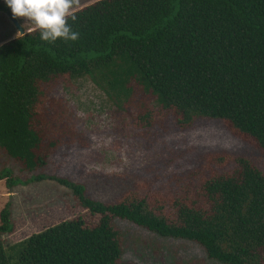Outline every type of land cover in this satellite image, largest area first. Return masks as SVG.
Returning a JSON list of instances; mask_svg holds the SVG:
<instances>
[{
  "label": "trees",
  "instance_id": "obj_1",
  "mask_svg": "<svg viewBox=\"0 0 264 264\" xmlns=\"http://www.w3.org/2000/svg\"><path fill=\"white\" fill-rule=\"evenodd\" d=\"M75 15L68 23L76 41L49 43L22 29L0 43V152L30 174L20 180L0 167L6 187L44 178L35 172L71 129L51 92L81 77L116 113L130 111L135 89L149 96L151 104L134 111L139 127L166 115L178 129L218 120L264 156V0H95ZM72 137L61 139L65 149L80 142L78 132ZM187 177H169L168 203L154 207L133 192L102 202L83 184L60 180L95 221L77 215L12 244L4 240L13 230L5 203L0 264H128L113 218L192 241L215 264H264V174L242 156L219 153L208 157L202 178Z\"/></svg>",
  "mask_w": 264,
  "mask_h": 264
},
{
  "label": "rangeland",
  "instance_id": "obj_2",
  "mask_svg": "<svg viewBox=\"0 0 264 264\" xmlns=\"http://www.w3.org/2000/svg\"><path fill=\"white\" fill-rule=\"evenodd\" d=\"M84 5L86 1L80 2L78 9ZM10 14L0 13V28L4 24L9 28L8 32L0 29V43L19 31ZM14 19L23 30L34 28L23 19ZM51 97L66 111L63 121L68 129L71 127L70 136L78 132L82 138L79 144L72 137L77 141L65 149L61 139L69 140L70 136L67 133L60 137L59 150L50 154L45 166L35 172L44 175L42 180L8 188L0 179V209L8 203L13 222L12 232L4 236L6 244L77 215L85 221H95L60 180L83 184L85 195L102 202H113L133 192L145 195L154 207V200L168 203L169 177L188 175V181L202 178L210 155L223 153L229 159L242 156L264 174V156L253 143L237 139L218 120L201 117L189 127L178 129L166 115L150 128L139 127L133 119L136 106L151 103L149 96L136 89L128 112L113 111L86 77L56 84ZM2 166L9 167L20 180L30 175L19 171L0 152ZM167 212L170 209L164 214ZM112 225L119 232L121 257L128 264H215L192 241L163 238L125 219L113 218Z\"/></svg>",
  "mask_w": 264,
  "mask_h": 264
},
{
  "label": "clouds",
  "instance_id": "obj_3",
  "mask_svg": "<svg viewBox=\"0 0 264 264\" xmlns=\"http://www.w3.org/2000/svg\"><path fill=\"white\" fill-rule=\"evenodd\" d=\"M13 18H23L34 26L33 31L40 33V39L54 43L58 39L65 42L76 41L79 33L73 31L69 18L76 20L75 10L80 0H5ZM23 27V25H22ZM24 32L18 31L16 36Z\"/></svg>",
  "mask_w": 264,
  "mask_h": 264
},
{
  "label": "crops",
  "instance_id": "obj_4",
  "mask_svg": "<svg viewBox=\"0 0 264 264\" xmlns=\"http://www.w3.org/2000/svg\"><path fill=\"white\" fill-rule=\"evenodd\" d=\"M84 1H86V4L87 3H90V2H92V1H95V0H80V2H84ZM6 5V3H5V0H0V13L1 14H5V13H8V14H10L11 13V9ZM12 14V13H11ZM9 15L10 16V18L11 19H13L14 21H15V19L12 17L13 15ZM23 18H20V20H22ZM24 20V19H23ZM17 23V22H16ZM18 24V23H17ZM5 26H2L0 29H3V28H5V30H7V32H8V30H9V28H8V26H6V24H4ZM18 26L21 28V26L18 24ZM18 32V31H17ZM12 35V34H11ZM10 35V36H11ZM16 35H13V37H15Z\"/></svg>",
  "mask_w": 264,
  "mask_h": 264
},
{
  "label": "water",
  "instance_id": "obj_5",
  "mask_svg": "<svg viewBox=\"0 0 264 264\" xmlns=\"http://www.w3.org/2000/svg\"><path fill=\"white\" fill-rule=\"evenodd\" d=\"M13 21V23L15 24V26L18 28V30L20 32H23L22 29L18 26V24L16 23V21H14L13 19H11Z\"/></svg>",
  "mask_w": 264,
  "mask_h": 264
}]
</instances>
